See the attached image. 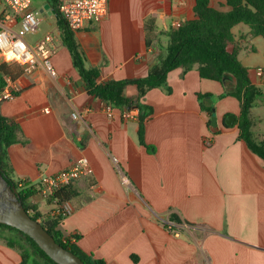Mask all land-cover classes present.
Listing matches in <instances>:
<instances>
[{"label": "crops", "instance_id": "crops-1", "mask_svg": "<svg viewBox=\"0 0 264 264\" xmlns=\"http://www.w3.org/2000/svg\"><path fill=\"white\" fill-rule=\"evenodd\" d=\"M223 3L212 0L214 7ZM109 4L107 18L75 32L85 66L101 71L99 82L144 77L167 55L165 31L195 19L196 0ZM149 17L156 19L158 30L147 47L144 21ZM232 31L242 43L241 64L263 92L251 111L253 136L263 141L264 77L256 72L264 68V38L252 36L245 24ZM51 33L56 76L42 65L28 71L0 60L6 63L7 87L15 93L0 103V114L22 129V141L8 149L15 181L37 187L42 176L88 159L93 174L73 183L78 195L68 203L72 213L60 231L79 236L77 246L106 264H264V160L239 138L237 98L205 101L214 105L216 127H209L211 116L198 100V94L233 91L235 78L227 74L222 83L203 79L197 67L172 71L170 94L157 88L143 99L153 110L143 144L139 110L113 109L89 95L58 24ZM125 93L136 98L137 87L127 86ZM230 116L235 118L231 126L226 124ZM33 200L44 214L56 209L40 196ZM173 216L177 220L171 221ZM2 234L0 264H20L19 252L7 246Z\"/></svg>", "mask_w": 264, "mask_h": 264}, {"label": "trees", "instance_id": "trees-1", "mask_svg": "<svg viewBox=\"0 0 264 264\" xmlns=\"http://www.w3.org/2000/svg\"><path fill=\"white\" fill-rule=\"evenodd\" d=\"M51 9L58 16L57 24L63 45L72 56L73 65L80 73L86 91L89 95L106 102L113 109L123 111L136 107L139 110V137L144 144L143 136L146 120L153 114L151 107L143 102L145 95L157 88L166 93L172 92L168 84L169 74L182 68L186 73L197 67L199 75L203 79L223 82L227 74L235 78V88L231 92H225L214 96L210 94H198L201 109L208 112L211 118L208 121L212 127L214 105L206 106L205 101L211 99L213 102L226 96L237 98L241 103V114L237 118L240 131L239 138L244 141L248 148L264 160V140L257 141L252 132L251 111L257 98L263 95L261 89L255 87L249 77V69L244 67L239 54L242 49L240 40H236L233 28L240 24L248 25L252 36L264 38V0H225L219 7L212 5V0H196L194 7L195 19L187 21L180 26H172L165 35L169 38L167 55L161 58L159 63L150 68L144 77L126 80H110L99 82L101 71L99 68H87L82 52L75 39V33L70 30L61 16L58 0H47ZM146 44L150 47L153 42V34L158 30L156 19L149 17L145 21ZM8 75L6 63L0 65V92L7 86ZM137 87L138 96L128 97L125 93L127 86ZM226 127H228L226 125ZM22 129L18 123L0 114V170L10 185L18 190L20 201L25 209L35 220L52 221V226L47 228L48 232L64 248L78 255L85 264H106L104 260L95 259L92 255L84 253L70 237L64 236L60 231L61 217L52 214H44L37 202L30 203V198L38 195V188L24 182L20 189L16 181L11 177L8 166V149L11 145L22 141ZM78 195L73 183L56 192L49 203L62 206L69 203ZM171 221L177 220L170 217ZM2 237L7 246L19 252L20 264H56L38 244L23 232L0 224ZM8 233V234H7ZM76 241L79 236L74 235Z\"/></svg>", "mask_w": 264, "mask_h": 264}, {"label": "built area", "instance_id": "built-area-1", "mask_svg": "<svg viewBox=\"0 0 264 264\" xmlns=\"http://www.w3.org/2000/svg\"><path fill=\"white\" fill-rule=\"evenodd\" d=\"M110 0H58L59 12L68 27L74 33L83 29L88 23H99L110 14ZM40 20L33 9V0H0V60L15 62L28 71L44 66L51 76L57 73L52 63L53 35L47 33L42 39L31 44L26 39L28 33H35L39 29ZM175 26H180L177 24ZM19 27L18 29H16ZM260 78L264 77V68L257 70ZM15 98L14 91L5 87L0 92V103ZM45 113L49 108L44 109ZM73 118L78 113L72 114ZM205 144L209 146L211 141L207 139ZM93 174V169L86 158L75 161L72 166L55 175H44L37 186L38 195L43 200H50L60 189L74 183L84 177ZM22 189L23 181H16ZM30 203H35L30 198ZM51 213L53 216L64 218L72 213L68 203L59 206ZM41 221V220H40ZM65 236V235H64ZM76 242L74 236H66Z\"/></svg>", "mask_w": 264, "mask_h": 264}, {"label": "water", "instance_id": "water-1", "mask_svg": "<svg viewBox=\"0 0 264 264\" xmlns=\"http://www.w3.org/2000/svg\"><path fill=\"white\" fill-rule=\"evenodd\" d=\"M48 10L57 18L56 11L50 9L47 4L43 11ZM235 118L230 116L226 119V124H234ZM212 126H217V118L212 117ZM0 224L13 227L32 238L38 246L56 264H85V262L72 251L60 245L55 238L48 232L47 228L52 226V221L35 220L25 209L20 201L18 190L10 185L0 170Z\"/></svg>", "mask_w": 264, "mask_h": 264}, {"label": "rangeland", "instance_id": "rangeland-1", "mask_svg": "<svg viewBox=\"0 0 264 264\" xmlns=\"http://www.w3.org/2000/svg\"><path fill=\"white\" fill-rule=\"evenodd\" d=\"M46 0H33V9L36 17L40 20L39 29L35 33H28L26 39L33 44L42 39L47 33H51L57 28V19L50 15L48 11L41 12L46 5ZM17 27L16 29H18ZM8 234V233H7Z\"/></svg>", "mask_w": 264, "mask_h": 264}]
</instances>
